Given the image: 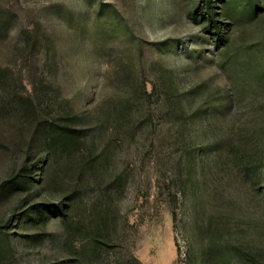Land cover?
I'll use <instances>...</instances> for the list:
<instances>
[{
    "label": "rangeland",
    "instance_id": "1",
    "mask_svg": "<svg viewBox=\"0 0 264 264\" xmlns=\"http://www.w3.org/2000/svg\"><path fill=\"white\" fill-rule=\"evenodd\" d=\"M205 7L0 0V264H195L210 246L264 256V86L235 82L218 111L231 83ZM228 22L236 44L264 48V12ZM185 97L213 115L193 118ZM65 110L87 123L89 146L11 188L31 124ZM34 202L70 218L67 241L59 215L32 225Z\"/></svg>",
    "mask_w": 264,
    "mask_h": 264
},
{
    "label": "trees",
    "instance_id": "2",
    "mask_svg": "<svg viewBox=\"0 0 264 264\" xmlns=\"http://www.w3.org/2000/svg\"><path fill=\"white\" fill-rule=\"evenodd\" d=\"M203 2L206 6L204 33L211 36L213 45L219 51V66L231 83L230 92L226 91L219 100L217 109L221 111L228 108L232 101L235 82H248L254 87L264 86V48L247 42L236 44L230 38L229 26L231 23L228 22V20L232 21L238 27L252 25L264 12V0H220L221 5L218 11L214 10L215 7L211 5L210 0H203ZM182 103L190 106L193 112L191 116L195 119H209L213 115L212 104L208 100H204L194 109L189 97L180 100L179 106L184 110L185 107ZM80 116L73 110H65L49 121L38 122V125L31 124L29 138L31 144L20 157L16 158L18 171L11 178V188L28 190L30 183L36 182L37 179H43L41 174L37 172L36 164L47 165L46 178L53 174L54 165L62 162L71 165L79 147L89 142L86 131L87 123H83ZM33 145H35L34 149ZM34 160L36 163L31 165ZM86 162L85 159L80 163ZM27 173H33V177H27ZM29 211L32 225L41 222L45 226L49 214L59 215L60 221L66 228V236L64 237L67 241L69 231L72 228L70 218L66 217L57 205L34 202ZM236 253L237 256L222 248L210 246L206 251L205 258L195 264H205L206 260L212 264H264V256L255 250L237 248Z\"/></svg>",
    "mask_w": 264,
    "mask_h": 264
}]
</instances>
